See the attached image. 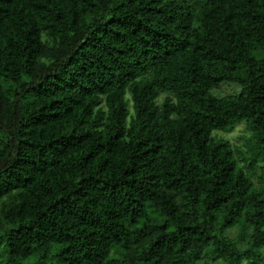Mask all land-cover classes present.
<instances>
[{
	"label": "trees",
	"instance_id": "1",
	"mask_svg": "<svg viewBox=\"0 0 264 264\" xmlns=\"http://www.w3.org/2000/svg\"><path fill=\"white\" fill-rule=\"evenodd\" d=\"M261 161L264 0H0V264H264Z\"/></svg>",
	"mask_w": 264,
	"mask_h": 264
},
{
	"label": "rangeland",
	"instance_id": "2",
	"mask_svg": "<svg viewBox=\"0 0 264 264\" xmlns=\"http://www.w3.org/2000/svg\"><path fill=\"white\" fill-rule=\"evenodd\" d=\"M241 87L237 83L232 82H223L221 85L215 90L216 94L218 96H225L229 94H235L240 91ZM164 96L160 97V102L163 100ZM130 106L132 107V101L130 103ZM216 135L219 137L227 138L230 143L233 145L234 148L241 147L243 149H247V143L248 139L252 137L253 133L247 128V124L245 122H241L237 124L236 127H234L231 131L227 132H215ZM239 164L244 165L247 167L249 158L245 157H239ZM259 168L256 170V173L252 174V170L247 169V172L251 175V180L254 186H261L264 188V182L262 183L259 180V176L262 175L264 178V161H261L258 163ZM230 235L231 237H235L237 235V228L233 227L230 228ZM262 251L264 252V247L262 248ZM35 259V257H30L24 260L25 263H30ZM207 260L210 262V264H222L225 261L223 259H215L212 256H208Z\"/></svg>",
	"mask_w": 264,
	"mask_h": 264
}]
</instances>
